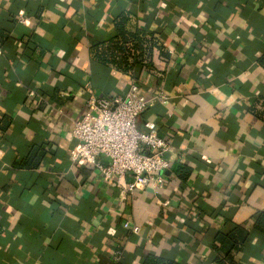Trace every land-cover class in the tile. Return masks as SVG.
I'll return each mask as SVG.
<instances>
[{
    "label": "crops",
    "instance_id": "crops-1",
    "mask_svg": "<svg viewBox=\"0 0 264 264\" xmlns=\"http://www.w3.org/2000/svg\"><path fill=\"white\" fill-rule=\"evenodd\" d=\"M125 10L168 53L133 73L91 49ZM0 28L9 33L0 45V264H141L150 253L214 264L216 230L252 229L264 211V119L252 110L264 94V0H0ZM134 79L158 95L137 124L169 141L172 167L162 187L130 193L71 150L85 84L124 94ZM35 144L46 150L41 164L17 166ZM181 165L191 168L186 180ZM237 258L264 264V234L253 232Z\"/></svg>",
    "mask_w": 264,
    "mask_h": 264
},
{
    "label": "built area",
    "instance_id": "built-area-1",
    "mask_svg": "<svg viewBox=\"0 0 264 264\" xmlns=\"http://www.w3.org/2000/svg\"><path fill=\"white\" fill-rule=\"evenodd\" d=\"M85 92L87 111L73 121V134L79 140L71 150L73 159L130 193L151 182L162 187L165 173L172 167L167 157L171 145L153 123L149 131L137 124L154 96L144 93L136 79L124 94L100 95L91 82L85 84ZM124 225L133 232L141 231L140 225L130 221Z\"/></svg>",
    "mask_w": 264,
    "mask_h": 264
},
{
    "label": "trees",
    "instance_id": "trees-1",
    "mask_svg": "<svg viewBox=\"0 0 264 264\" xmlns=\"http://www.w3.org/2000/svg\"><path fill=\"white\" fill-rule=\"evenodd\" d=\"M114 34L107 39L92 45L93 58L105 65L118 70L133 73L139 64L152 63L154 55L159 51L162 55L168 53L164 49V42L155 32L133 24V13L123 11L114 18ZM9 33L0 28V45L8 39ZM258 63L264 68V51L258 57ZM136 77V75H135ZM252 110L264 119V94L258 96ZM1 121V120H0ZM3 130L10 124L9 117L4 118ZM46 150L42 145H34L27 156L15 164L19 167L33 168L41 164ZM181 178L186 180L191 174L188 166H178ZM253 232L264 234V211H260L254 218L252 229L240 224H233L225 230H216L211 243L214 264H243L237 256L248 246ZM4 233V224L0 220V237ZM115 264H130L126 259H119ZM141 264H181L164 255L147 254Z\"/></svg>",
    "mask_w": 264,
    "mask_h": 264
}]
</instances>
